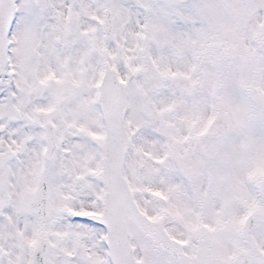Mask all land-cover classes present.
<instances>
[{
	"label": "snow or ice",
	"instance_id": "6c2138e0",
	"mask_svg": "<svg viewBox=\"0 0 264 264\" xmlns=\"http://www.w3.org/2000/svg\"><path fill=\"white\" fill-rule=\"evenodd\" d=\"M0 264H264V0H0Z\"/></svg>",
	"mask_w": 264,
	"mask_h": 264
}]
</instances>
